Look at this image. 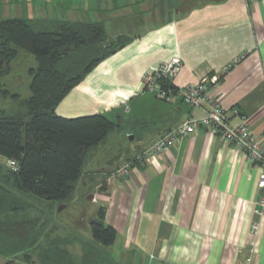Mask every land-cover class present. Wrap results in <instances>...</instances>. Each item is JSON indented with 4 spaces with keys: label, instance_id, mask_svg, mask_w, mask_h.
Listing matches in <instances>:
<instances>
[{
    "label": "crops",
    "instance_id": "1",
    "mask_svg": "<svg viewBox=\"0 0 264 264\" xmlns=\"http://www.w3.org/2000/svg\"><path fill=\"white\" fill-rule=\"evenodd\" d=\"M7 18L103 21L111 37H131L56 108L64 117L105 114L132 135L116 150L134 158L127 177L115 173L127 164L122 155L96 161L98 146L78 187L91 188L84 196L106 208L122 260L137 253L156 264H235L251 254L252 264H264V216L256 212L261 168L220 131L202 128L166 152L136 159L171 129L205 114L179 90L206 76L219 77L210 91L230 123L240 122L236 107L264 144V0H0V20ZM176 56L184 66L175 93L160 98L143 90L142 76Z\"/></svg>",
    "mask_w": 264,
    "mask_h": 264
},
{
    "label": "trees",
    "instance_id": "2",
    "mask_svg": "<svg viewBox=\"0 0 264 264\" xmlns=\"http://www.w3.org/2000/svg\"><path fill=\"white\" fill-rule=\"evenodd\" d=\"M130 39L124 34L111 39L103 21L0 20V255L5 264H17L19 254L32 262L30 249L41 264H114L106 249L117 232L106 224L104 206L90 220L92 236L103 248L80 242L81 256L65 247L76 238L52 237L49 214L53 203L73 199L91 154L120 124L102 113L64 117L56 108ZM31 55L34 62L26 61L31 63L30 92L23 96L7 78ZM8 103L14 105L8 109ZM8 160L16 161L18 169L12 170ZM44 201L52 203L46 205L50 213L32 214Z\"/></svg>",
    "mask_w": 264,
    "mask_h": 264
},
{
    "label": "built area",
    "instance_id": "3",
    "mask_svg": "<svg viewBox=\"0 0 264 264\" xmlns=\"http://www.w3.org/2000/svg\"><path fill=\"white\" fill-rule=\"evenodd\" d=\"M241 58L237 59V63ZM184 66L181 57H173L170 60L163 61L152 73H146L142 76L143 90L154 91L160 98H170L175 90L173 82ZM233 66L228 64L224 67L227 71ZM218 76L203 77L199 82L187 84L182 87L181 93L184 101L191 106L201 107L205 114L201 117H192L184 121L179 126L171 129L166 134L158 138L153 144L147 147L136 159L145 160L154 154L166 152L174 147L181 139L188 137L202 128H213L220 131L222 138L226 142L237 145L245 155L256 165H259L261 172L257 182L261 195L257 199V214L264 216V144L253 133L248 124V118L238 108H233L232 113L240 117V122L232 125L226 110L221 101L211 94V85L218 80ZM7 165L12 170L18 169V164L14 160H8ZM130 163L116 170V175L125 178L130 174ZM260 227V221L252 225L253 234L256 236ZM235 264H252L251 254L239 260Z\"/></svg>",
    "mask_w": 264,
    "mask_h": 264
},
{
    "label": "rangeland",
    "instance_id": "4",
    "mask_svg": "<svg viewBox=\"0 0 264 264\" xmlns=\"http://www.w3.org/2000/svg\"><path fill=\"white\" fill-rule=\"evenodd\" d=\"M110 38L113 39L116 38V36H110ZM31 56L25 58L23 62H18V65H16L17 67L15 66V69L12 70L7 78V82L11 83L12 87L15 85L17 88H19L23 96H27L30 92L29 82L31 78L27 74V70L31 63H27L26 61L34 62V57ZM11 79L14 80V82ZM3 105L0 103V107ZM13 105L14 104L8 103L4 107H8L9 109ZM125 128L126 127L120 130H115L108 136L103 144H100L98 149V158L96 161H103L109 156H116L117 154H120L122 155L121 157L123 158L124 163H132L134 158L129 156V153H120V151L117 153L116 151L120 148V146L123 145L126 147V145L131 144L132 142V135L131 133L127 134ZM92 165L93 163H88L85 165L84 170L86 171L87 169L91 168ZM78 190L79 191L74 195L73 199L69 203H53L54 212L52 214H49L50 211L46 206L49 203H52L47 201H44L43 207L41 205L39 206V204H36V207L31 210V213L38 214L41 213L40 211H42V213L44 211V214H49L51 219V228H54L51 233L52 237L64 236L69 237V239L76 238L75 241H71V243L65 247L72 251L76 256H81L83 252L81 243L87 242L97 247L100 246H98L95 239L93 238L90 226L91 218L96 215L97 205L91 203L87 197L82 194L87 193L85 188L80 187ZM114 250L115 248L113 246L107 247L106 249V252L109 254V256L114 259V264H156L152 262L149 263V258L145 257L144 254L137 253L126 254V259L122 260L120 258L121 255L116 253ZM28 252L32 255L33 261L27 262L23 259V255L19 254L16 256L17 264H41L37 259V253L33 249L28 250ZM5 260L6 258L0 255V264H5Z\"/></svg>",
    "mask_w": 264,
    "mask_h": 264
},
{
    "label": "water",
    "instance_id": "5",
    "mask_svg": "<svg viewBox=\"0 0 264 264\" xmlns=\"http://www.w3.org/2000/svg\"><path fill=\"white\" fill-rule=\"evenodd\" d=\"M91 197V196H90Z\"/></svg>",
    "mask_w": 264,
    "mask_h": 264
}]
</instances>
